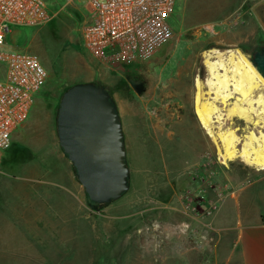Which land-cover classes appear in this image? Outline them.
I'll list each match as a JSON object with an SVG mask.
<instances>
[{"label":"rangeland","instance_id":"374dc122","mask_svg":"<svg viewBox=\"0 0 264 264\" xmlns=\"http://www.w3.org/2000/svg\"><path fill=\"white\" fill-rule=\"evenodd\" d=\"M53 1L50 21L11 25L6 40L35 53L48 77L0 162V264H238L231 210L254 215L264 170L218 157L195 112L196 79L207 50L250 58L264 47V0H176L164 40L103 60L82 45L84 8ZM76 83L107 87L123 124L130 188L102 206L59 144L58 107Z\"/></svg>","mask_w":264,"mask_h":264},{"label":"built area","instance_id":"2783aa9c","mask_svg":"<svg viewBox=\"0 0 264 264\" xmlns=\"http://www.w3.org/2000/svg\"><path fill=\"white\" fill-rule=\"evenodd\" d=\"M175 2L66 0L87 13L79 33L85 50L98 60L136 52L144 40L156 44L164 40ZM55 15L48 0H0V162L14 133L29 119L48 77L35 53L6 46L11 25H42Z\"/></svg>","mask_w":264,"mask_h":264},{"label":"water","instance_id":"95a60500","mask_svg":"<svg viewBox=\"0 0 264 264\" xmlns=\"http://www.w3.org/2000/svg\"><path fill=\"white\" fill-rule=\"evenodd\" d=\"M250 60L264 76V50ZM57 129L59 144L92 202L111 203L129 190L123 124L104 85L76 83L68 88L58 107Z\"/></svg>","mask_w":264,"mask_h":264},{"label":"bare ground","instance_id":"6f19581e","mask_svg":"<svg viewBox=\"0 0 264 264\" xmlns=\"http://www.w3.org/2000/svg\"><path fill=\"white\" fill-rule=\"evenodd\" d=\"M203 58L207 76L196 79L195 91V112L201 126L223 163L239 159L264 170L263 74L239 48L210 49ZM234 119L249 125L245 134L230 126Z\"/></svg>","mask_w":264,"mask_h":264},{"label":"crops","instance_id":"0c3cea01","mask_svg":"<svg viewBox=\"0 0 264 264\" xmlns=\"http://www.w3.org/2000/svg\"><path fill=\"white\" fill-rule=\"evenodd\" d=\"M138 107V112L135 115L141 118L138 115L141 108L139 109ZM23 126L24 124L21 127ZM222 210L223 206L214 215L217 218L216 220L219 221L220 227L223 226L222 223L225 219ZM238 212L240 213L238 208L234 209V211L231 210L232 216L236 214L234 227L237 230V242L239 243L238 264H264V196L254 215L241 217Z\"/></svg>","mask_w":264,"mask_h":264},{"label":"flooded vegetation","instance_id":"af4514ba","mask_svg":"<svg viewBox=\"0 0 264 264\" xmlns=\"http://www.w3.org/2000/svg\"><path fill=\"white\" fill-rule=\"evenodd\" d=\"M264 50V47H258V48H256L254 51H253V54H255L256 52H262ZM252 54V55H253ZM252 55H250V56H252Z\"/></svg>","mask_w":264,"mask_h":264},{"label":"trees","instance_id":"16d2710c","mask_svg":"<svg viewBox=\"0 0 264 264\" xmlns=\"http://www.w3.org/2000/svg\"><path fill=\"white\" fill-rule=\"evenodd\" d=\"M69 88H70V87H69ZM67 89H68V88H67ZM67 89H66V90H67ZM66 90H65V91H66ZM65 91H64V92H65ZM92 203H93L94 205H98V206H102V205H103V204H98V203H95V202H92Z\"/></svg>","mask_w":264,"mask_h":264}]
</instances>
